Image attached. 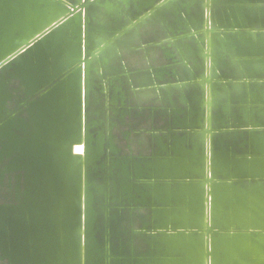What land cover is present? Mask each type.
Instances as JSON below:
<instances>
[{
	"label": "water",
	"instance_id": "water-1",
	"mask_svg": "<svg viewBox=\"0 0 264 264\" xmlns=\"http://www.w3.org/2000/svg\"><path fill=\"white\" fill-rule=\"evenodd\" d=\"M0 264H264V0H0Z\"/></svg>",
	"mask_w": 264,
	"mask_h": 264
}]
</instances>
